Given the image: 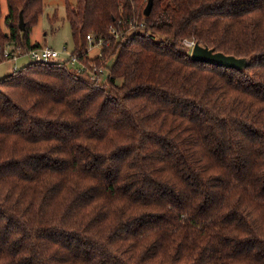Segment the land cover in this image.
I'll return each mask as SVG.
<instances>
[{
  "label": "trees",
  "instance_id": "1",
  "mask_svg": "<svg viewBox=\"0 0 264 264\" xmlns=\"http://www.w3.org/2000/svg\"><path fill=\"white\" fill-rule=\"evenodd\" d=\"M6 2L0 63L44 46ZM147 4L66 1L76 65L0 78V264H264V0Z\"/></svg>",
  "mask_w": 264,
  "mask_h": 264
},
{
  "label": "rangeland",
  "instance_id": "2",
  "mask_svg": "<svg viewBox=\"0 0 264 264\" xmlns=\"http://www.w3.org/2000/svg\"><path fill=\"white\" fill-rule=\"evenodd\" d=\"M66 1L76 3V0H44V12L39 18L38 23L34 26L31 33V40L33 44L39 43L41 45L50 46L58 52H63L64 54L62 55L60 61H66V59L71 58V52L73 50L71 28L68 21L66 20L65 14ZM2 5V24L5 27L4 19L8 12L6 0H2ZM88 40L90 41V43H92L93 37L91 40ZM186 41L184 42V44L186 43ZM101 47V42L96 45H89V56L96 57L97 55H99ZM187 47L192 52L193 48L191 49L189 46ZM30 61L31 59L28 55H23L17 61L10 59L8 61L0 63V78H3L4 76L10 74L13 71L11 69L14 64H17L18 67H21L25 64H28ZM107 77L108 70L106 69L104 71V74L102 75V81L106 82Z\"/></svg>",
  "mask_w": 264,
  "mask_h": 264
},
{
  "label": "water",
  "instance_id": "3",
  "mask_svg": "<svg viewBox=\"0 0 264 264\" xmlns=\"http://www.w3.org/2000/svg\"><path fill=\"white\" fill-rule=\"evenodd\" d=\"M152 7L153 0H148V4L144 10V14L146 16L150 14ZM20 29H25V23L22 14L20 15ZM191 59L195 62L213 64L225 68H232L238 71H243L251 65V59L247 57L226 55L222 52H216L214 49L207 46H202L199 43H195L191 52Z\"/></svg>",
  "mask_w": 264,
  "mask_h": 264
},
{
  "label": "built area",
  "instance_id": "4",
  "mask_svg": "<svg viewBox=\"0 0 264 264\" xmlns=\"http://www.w3.org/2000/svg\"><path fill=\"white\" fill-rule=\"evenodd\" d=\"M88 39L91 40L92 37L89 35ZM185 44L192 49L195 45V42L194 41H186ZM63 54H64L63 52H58L57 50L53 49L52 47L44 45L41 48L31 50L29 53H22L21 51H19V52L15 53L14 55H12L10 50L7 49L5 51L4 56L6 58H12L13 60L17 61L21 56L28 55L31 60L48 63V62L60 61ZM67 60H69L72 65H76V59L74 57L68 58V59H66V61ZM17 68H18L17 64H14L13 70H16Z\"/></svg>",
  "mask_w": 264,
  "mask_h": 264
},
{
  "label": "crops",
  "instance_id": "5",
  "mask_svg": "<svg viewBox=\"0 0 264 264\" xmlns=\"http://www.w3.org/2000/svg\"><path fill=\"white\" fill-rule=\"evenodd\" d=\"M11 70H13V67H12V69Z\"/></svg>",
  "mask_w": 264,
  "mask_h": 264
}]
</instances>
